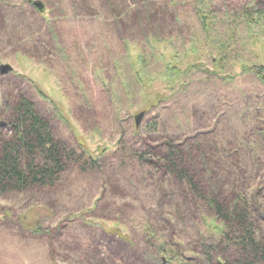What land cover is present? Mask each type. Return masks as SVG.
<instances>
[{
    "label": "rangeland",
    "instance_id": "1",
    "mask_svg": "<svg viewBox=\"0 0 264 264\" xmlns=\"http://www.w3.org/2000/svg\"><path fill=\"white\" fill-rule=\"evenodd\" d=\"M255 1L0 0V66L12 67L0 73V107L14 83L51 118L57 137L106 160L100 174L71 172L55 190L0 197V264H95L94 256L127 264L134 248L123 239L146 246L156 223L145 212L156 196L140 170L122 165L117 145L140 147L152 121L156 138L213 129L225 141L230 123L240 140L252 135L263 86L240 62L264 63V33L254 40L243 16ZM175 53L185 87L180 81L174 90L160 56ZM99 198L93 219L72 217ZM174 225L153 241L171 235L192 249L202 227L187 216Z\"/></svg>",
    "mask_w": 264,
    "mask_h": 264
},
{
    "label": "trees",
    "instance_id": "2",
    "mask_svg": "<svg viewBox=\"0 0 264 264\" xmlns=\"http://www.w3.org/2000/svg\"><path fill=\"white\" fill-rule=\"evenodd\" d=\"M198 16L202 28L208 31L207 14L199 9ZM243 16L248 31L256 32L250 36L254 40L262 38L264 0H256L253 7L243 11ZM147 22L151 25L153 21ZM144 57L139 53L138 66ZM160 57L166 66L162 76L174 90L180 81L179 88H184L185 73L174 63L176 53L170 55V60L165 54ZM218 61L213 63L222 69L223 63ZM240 64L242 71L253 74L263 86L253 109V133L247 140L239 139L232 123L228 124L225 141L219 140L213 129L184 139L156 138L152 134L157 132L158 124L152 121L146 126L149 131H145L140 147L117 145L115 154L122 165L140 170L156 196L152 208L145 212L146 219H151L146 222L158 223L147 226L146 246L133 243L134 235L123 239L134 248L131 256L124 259L127 264H264V63L243 60ZM1 103L0 197L49 192L59 188L71 172L100 174L106 166L104 157H95L57 137L51 118L14 83H9ZM135 127L140 135L139 126ZM99 203L100 198L72 217L85 222L97 213ZM186 216L203 229L202 233L196 230L192 249L171 235L161 239L160 244L153 241L165 230L172 233L175 221L181 222ZM92 224L95 222L88 221V225ZM92 261L105 264L95 256Z\"/></svg>",
    "mask_w": 264,
    "mask_h": 264
},
{
    "label": "water",
    "instance_id": "3",
    "mask_svg": "<svg viewBox=\"0 0 264 264\" xmlns=\"http://www.w3.org/2000/svg\"><path fill=\"white\" fill-rule=\"evenodd\" d=\"M39 9H41V7H39L38 5V3H34ZM12 71V67L10 66V65H8V64H3V65H1L0 66V73L1 74H7V73H9V72H11Z\"/></svg>",
    "mask_w": 264,
    "mask_h": 264
}]
</instances>
